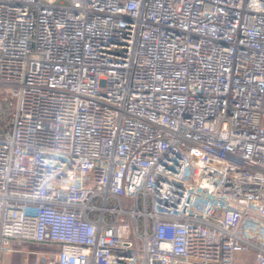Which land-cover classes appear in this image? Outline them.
<instances>
[{
  "label": "built area",
  "instance_id": "obj_1",
  "mask_svg": "<svg viewBox=\"0 0 264 264\" xmlns=\"http://www.w3.org/2000/svg\"><path fill=\"white\" fill-rule=\"evenodd\" d=\"M0 102V261L264 264V0H0Z\"/></svg>",
  "mask_w": 264,
  "mask_h": 264
},
{
  "label": "rangeland",
  "instance_id": "obj_2",
  "mask_svg": "<svg viewBox=\"0 0 264 264\" xmlns=\"http://www.w3.org/2000/svg\"><path fill=\"white\" fill-rule=\"evenodd\" d=\"M3 106L0 102V128H2L3 126L7 125L10 121V115H9V112H7L6 115H2L1 114V111L3 110ZM7 110V108H5ZM6 113V112H5ZM36 248H39V247H35V246H29V249L30 250H34ZM28 249V248H27ZM238 256H240L238 260H240L241 263L239 264H253V260L250 258V257H244L245 255L243 254H238ZM5 257H8V263L7 264H10L13 259H18V260H21L23 263H25V261L28 259L27 258V255L23 252L19 253V252H12L8 255H6ZM244 257V258H243ZM12 260V261H11ZM29 262V259L27 260ZM237 261V260H236ZM238 262V261H237Z\"/></svg>",
  "mask_w": 264,
  "mask_h": 264
},
{
  "label": "crops",
  "instance_id": "obj_3",
  "mask_svg": "<svg viewBox=\"0 0 264 264\" xmlns=\"http://www.w3.org/2000/svg\"><path fill=\"white\" fill-rule=\"evenodd\" d=\"M19 246H20V245H19ZM19 246H18V247H19ZM22 246H25V247L29 248V246H35V245H29V244H28V245H27V244L24 245V244H23ZM35 247H37V246H35ZM18 252L21 253L20 251H18ZM243 255H245V256H244L245 258H246V257H250V258L253 260V258H252V254H251V253H245V254H243ZM239 257H240V256H238V255L236 256V258H235V264H239V263H241L240 260H238V259H240ZM244 257H243V258H244ZM27 258L29 259V262L27 261L28 259L25 261V263H23L21 260H18V259H15V260H14V259H13V261L11 260L12 262H11L10 264H33V256L29 255V256H27ZM236 260H237L238 262H237ZM7 263H8V257L3 256V257L1 258L0 264H7ZM253 264H254V262H253Z\"/></svg>",
  "mask_w": 264,
  "mask_h": 264
},
{
  "label": "trees",
  "instance_id": "obj_4",
  "mask_svg": "<svg viewBox=\"0 0 264 264\" xmlns=\"http://www.w3.org/2000/svg\"><path fill=\"white\" fill-rule=\"evenodd\" d=\"M3 108H4V107H3ZM5 112H6V113H5ZM7 112H9V109L6 110V109L4 108V109L1 111V114H2V115H6Z\"/></svg>",
  "mask_w": 264,
  "mask_h": 264
}]
</instances>
